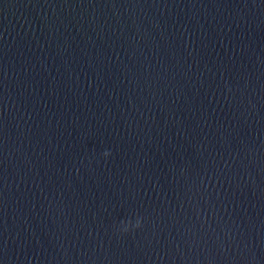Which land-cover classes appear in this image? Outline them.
I'll return each mask as SVG.
<instances>
[{"label":"water","instance_id":"95a60500","mask_svg":"<svg viewBox=\"0 0 264 264\" xmlns=\"http://www.w3.org/2000/svg\"><path fill=\"white\" fill-rule=\"evenodd\" d=\"M0 264H264V0H0Z\"/></svg>","mask_w":264,"mask_h":264},{"label":"clouds","instance_id":"9594fccd","mask_svg":"<svg viewBox=\"0 0 264 264\" xmlns=\"http://www.w3.org/2000/svg\"><path fill=\"white\" fill-rule=\"evenodd\" d=\"M104 155H105V157H108V156H110L111 155V153L110 152H108V151H106L105 153H104ZM140 221H138L137 222V225H136V227H139L140 226Z\"/></svg>","mask_w":264,"mask_h":264}]
</instances>
